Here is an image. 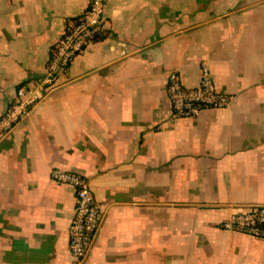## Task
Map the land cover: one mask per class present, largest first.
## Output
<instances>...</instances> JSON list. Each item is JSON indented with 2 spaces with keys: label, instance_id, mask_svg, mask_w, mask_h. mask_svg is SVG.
Masks as SVG:
<instances>
[{
  "label": "crops",
  "instance_id": "1",
  "mask_svg": "<svg viewBox=\"0 0 264 264\" xmlns=\"http://www.w3.org/2000/svg\"><path fill=\"white\" fill-rule=\"evenodd\" d=\"M90 0H0V115L36 89L56 40ZM107 30L0 136V264H264V241L220 223L264 205V0H106ZM205 64L222 109L173 118L170 72ZM84 177L102 224L67 248Z\"/></svg>",
  "mask_w": 264,
  "mask_h": 264
},
{
  "label": "built area",
  "instance_id": "2",
  "mask_svg": "<svg viewBox=\"0 0 264 264\" xmlns=\"http://www.w3.org/2000/svg\"><path fill=\"white\" fill-rule=\"evenodd\" d=\"M105 5L106 0H90L85 12L66 24L63 34L53 45L46 72L38 87H19L5 112L0 115V136L23 121L56 84L59 73L66 72L73 59L106 32ZM166 89L173 118H191L203 110L225 108L230 102L228 95L216 90L205 64L201 66L196 87H186L178 73L170 72L166 79ZM50 179L69 186L74 192L75 204L68 226L67 248L72 257L83 260L102 224L100 208L84 177L52 169ZM220 227L224 231L264 241V205H252L244 211L235 212L223 220Z\"/></svg>",
  "mask_w": 264,
  "mask_h": 264
}]
</instances>
